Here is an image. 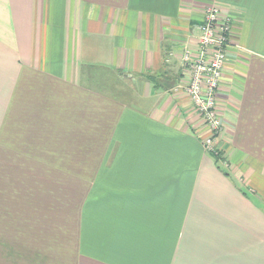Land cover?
<instances>
[{
	"label": "crops",
	"instance_id": "obj_1",
	"mask_svg": "<svg viewBox=\"0 0 264 264\" xmlns=\"http://www.w3.org/2000/svg\"><path fill=\"white\" fill-rule=\"evenodd\" d=\"M210 4L228 167L176 90ZM0 264H264V0H0Z\"/></svg>",
	"mask_w": 264,
	"mask_h": 264
},
{
	"label": "built area",
	"instance_id": "obj_2",
	"mask_svg": "<svg viewBox=\"0 0 264 264\" xmlns=\"http://www.w3.org/2000/svg\"><path fill=\"white\" fill-rule=\"evenodd\" d=\"M231 27V18L221 6L210 4L206 7L196 46L183 54L190 78L176 88L191 97L209 128L210 134L203 143L205 150L225 167L227 164L223 162V150L219 146L224 124L217 111V93L231 46Z\"/></svg>",
	"mask_w": 264,
	"mask_h": 264
},
{
	"label": "rangeland",
	"instance_id": "obj_3",
	"mask_svg": "<svg viewBox=\"0 0 264 264\" xmlns=\"http://www.w3.org/2000/svg\"><path fill=\"white\" fill-rule=\"evenodd\" d=\"M185 77L188 80L190 78V74L186 72L185 73ZM109 78L112 79V77H110V76H109ZM111 79H110L111 82L116 83L117 86H124L125 90H127V93L128 94H121L120 95L122 98L126 99L127 101H129L130 99H132L131 97H132V92L133 91L131 89L133 88L134 90H136V89L140 88V85H141V80H139L138 77H135V79H134L135 80V83H132L130 81L131 79H128L126 77H122L120 74H119V76H118L117 79H112V80ZM129 88H131V89H129ZM181 91H183V90H181ZM122 93H125V91H123ZM183 93L187 94L186 91H183ZM222 155H223V162H225L227 164V167H228V162L225 160L224 154H222Z\"/></svg>",
	"mask_w": 264,
	"mask_h": 264
},
{
	"label": "trees",
	"instance_id": "obj_4",
	"mask_svg": "<svg viewBox=\"0 0 264 264\" xmlns=\"http://www.w3.org/2000/svg\"><path fill=\"white\" fill-rule=\"evenodd\" d=\"M218 162V161H217Z\"/></svg>",
	"mask_w": 264,
	"mask_h": 264
}]
</instances>
